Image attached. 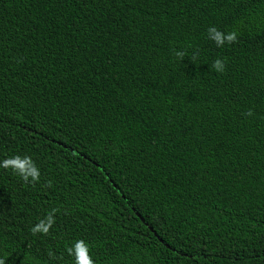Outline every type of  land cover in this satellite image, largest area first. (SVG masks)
<instances>
[{
  "label": "trees",
  "instance_id": "obj_1",
  "mask_svg": "<svg viewBox=\"0 0 264 264\" xmlns=\"http://www.w3.org/2000/svg\"><path fill=\"white\" fill-rule=\"evenodd\" d=\"M13 155L39 177L0 167L3 264H264V0H0Z\"/></svg>",
  "mask_w": 264,
  "mask_h": 264
},
{
  "label": "clouds",
  "instance_id": "obj_2",
  "mask_svg": "<svg viewBox=\"0 0 264 264\" xmlns=\"http://www.w3.org/2000/svg\"><path fill=\"white\" fill-rule=\"evenodd\" d=\"M206 37L212 41L216 47H221L226 44L234 43L237 40L235 31L221 32L214 25H209L206 28ZM212 68L216 71H223L224 61L222 58H216L212 61ZM0 167L13 169L21 179L27 182H35L39 177V170L35 164L27 156L13 155L0 160ZM53 223L51 214L38 220L31 227V232L46 234ZM73 257L74 264H94L93 259L89 255V246L83 240H76L69 249ZM0 264L3 260L0 259Z\"/></svg>",
  "mask_w": 264,
  "mask_h": 264
}]
</instances>
